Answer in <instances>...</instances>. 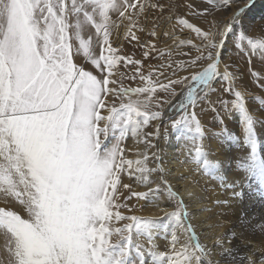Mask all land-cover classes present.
Returning <instances> with one entry per match:
<instances>
[{
    "label": "snow or ice",
    "instance_id": "snow-or-ice-1",
    "mask_svg": "<svg viewBox=\"0 0 264 264\" xmlns=\"http://www.w3.org/2000/svg\"><path fill=\"white\" fill-rule=\"evenodd\" d=\"M244 2L246 8L229 16L234 0H223L220 13L214 0H0V198L18 201L28 214L24 218L0 207V235L7 247V258L0 264H191L192 259L197 264H219L199 244L192 223L194 202L202 201L195 193L190 202L185 201L169 179L160 152L152 151L149 158L147 149L157 147L151 138L161 136L160 124L153 125L155 131L144 129L153 121H163L161 103L169 108L175 103L182 115L173 126L190 124L202 140L205 131L192 109L205 110L207 103V110L218 116L220 110L227 112L229 100L217 95L213 101L212 95L229 93L237 101L244 96L235 90L238 77L230 65L221 67L233 25L239 24L255 0ZM153 12L158 13L157 20L166 18L167 24L194 33L200 42L181 38L175 31L160 32L161 25L155 22L151 28L140 22ZM208 17L212 21L205 29L199 20ZM118 18L130 21L125 39L147 49L142 59L112 46L111 22ZM82 26L94 29V37L83 36ZM144 34L147 42L141 39ZM152 38L172 43L165 52ZM233 45L241 57L259 51L264 64V36L242 30ZM173 52L188 59L177 60ZM81 54L94 70L76 62ZM149 58L160 63L146 66ZM119 65H132L135 72L128 76ZM249 75L264 88V68ZM137 78L142 86H123L125 79ZM157 89L164 94L162 101ZM116 97L119 108L110 102ZM233 106L244 113L242 144L247 149L238 167L257 175L264 185L261 142L244 105ZM101 109L107 114L102 115ZM219 122L223 124L222 119ZM129 127L137 142L144 144L142 159L133 161L121 154ZM117 129L119 136L109 146L105 141ZM194 159L197 167L202 160L203 170L210 174L221 167L208 159L202 144L195 145ZM124 173L134 175L149 192L164 194L172 206L161 211L174 221L167 245L173 254L159 250L156 219L121 214L127 205L120 202V189L131 192V186L122 183ZM134 195L147 199L148 193ZM242 195L234 193L235 198ZM177 229L187 231L196 242V256L180 259ZM134 233L146 239L136 242ZM237 242L233 234L229 243ZM217 247L223 249V244ZM221 255L229 261L264 264V255L237 257L232 249H223Z\"/></svg>",
    "mask_w": 264,
    "mask_h": 264
},
{
    "label": "bare ground",
    "instance_id": "bare-ground-1",
    "mask_svg": "<svg viewBox=\"0 0 264 264\" xmlns=\"http://www.w3.org/2000/svg\"><path fill=\"white\" fill-rule=\"evenodd\" d=\"M214 2L218 5L223 3V0H214ZM229 7L231 12L228 15L231 16L239 8H246L247 5L244 0H234V3ZM211 21L212 18L207 21L208 26ZM125 23L123 19L119 23L121 26L117 27V23H111V26L115 24L111 30L113 32V43L117 46L120 44L124 30H126ZM161 25L160 32L172 31L170 29L173 24H167L165 21ZM242 30H247L254 37L264 36V0H255L254 5L243 14L239 24L233 25L226 45L230 44L232 39L239 35ZM119 35L120 38L117 37ZM165 41H167L165 43L167 44L171 40L165 39ZM165 41L160 44H164ZM228 53L233 56L234 59L231 62L239 68L244 83V86H241L234 82L237 85L235 90L243 91L244 96L242 95L241 99L237 101L233 94L217 93L213 95L211 98L213 101H216L217 95L229 100L227 112L220 110L218 116L217 113L207 110L208 108L201 112L197 111L196 108L192 109L197 113V118L201 121L202 128L205 131L202 140H198L200 137L190 124L173 126V122L179 118L174 116L175 110L169 111V109H165L162 122L153 121L144 131L149 129L155 131L153 125L160 124L161 136L151 138L152 143L156 144L157 147L147 149L149 158L151 159L152 151L160 152L171 173L169 179L175 187L180 188L185 201L190 202L192 193H195V196L202 201V203L194 202L193 212L196 218L192 223L196 226L199 244L210 250L211 260L213 262L219 261V264H247V260L243 262L239 259L229 261L226 256L221 255L223 249H232L237 257H247L253 255V253L255 256L264 255V230L261 229V226L264 225V185H262L257 175H250L244 169L238 167V163L243 162L242 157L247 153L246 147L242 144L244 113L240 111V108L231 107V105L232 102L233 105L237 103L244 105V110L252 120L256 135L261 142L260 158L264 159V89L258 87V84L254 85L252 83L253 81L249 79L246 70L239 65L236 52L229 48ZM228 53L224 54L222 50V58L228 57ZM86 67L94 70L90 63ZM213 86L215 87V84ZM157 93L159 96V89ZM256 96H259L258 100L261 99L259 102L255 100ZM221 119L223 124L219 122ZM196 144L204 146V151L211 162L221 164L220 169L216 170L215 174L203 170L202 160L200 166H196L194 159ZM123 146H125L124 158L133 161L142 159L141 154L146 150L144 144L138 143L137 139L133 137L131 127L128 128ZM126 179L134 194L148 193L147 199H138L136 195L134 196V204H136L134 208H137L138 217L157 220L159 227L156 230V239L160 245L159 250L173 254L167 245L170 241L174 221L165 217L161 211L162 208L171 210L172 206L164 198V194L155 195L149 192L144 184L134 178V175L129 176L126 173ZM235 192H241L242 197L235 198ZM0 201L4 202L10 210H15L24 218H27V211L23 209L18 201L8 203L5 198H0ZM126 205L125 210L133 208V206H128V202ZM177 232L179 233V243L176 245V251L182 254L180 259L183 260L185 255L187 257L196 256V242L191 240L187 231L177 229ZM233 234L238 239L235 246L229 243ZM141 239H146V237L135 236L134 241L140 242ZM218 243L223 244V249L217 247ZM6 254L7 247L3 236L0 235V261L7 258ZM253 258L255 257L253 256ZM191 264H197V261L192 259Z\"/></svg>",
    "mask_w": 264,
    "mask_h": 264
},
{
    "label": "rangeland",
    "instance_id": "rangeland-1",
    "mask_svg": "<svg viewBox=\"0 0 264 264\" xmlns=\"http://www.w3.org/2000/svg\"><path fill=\"white\" fill-rule=\"evenodd\" d=\"M164 2L165 3H169V2H176V0H164ZM198 2H199V0H198ZM205 2H207V0H205ZM69 3H70V0H69ZM221 4V5H220ZM220 4H216V12L217 11H220V10H222V4L223 3H220ZM221 8V9H220ZM158 15V13H156V12H153L149 17H147V21L146 20H144L143 18H141V23L143 24V23H146L147 24V26H149V28H151V26H152V24L155 22V23H157V24H159V25H161L162 23H164L165 21H166V18H161V19H159V20H157L156 19V16ZM166 15L167 14H165V17H166ZM209 19H211L212 17H208ZM126 19V20H125ZM208 19V20H209ZM121 20L122 19H116V20H114V21H112L113 23L115 22V24L116 23H120L121 22ZM123 20L126 22L124 25V27H125V29L126 30H124V33H123V36H122V38H121V41H120V44L118 45L119 46V48H122L125 52H127L128 54H130V55H133L134 56V58H136V59H142V56H143V52L144 51H146L147 49H145V48H142V47H140L139 45H138V43H137V41H134V40H132L131 42L129 41V40H127V39H125V35L127 34V32H128V29H129V24H130V21H129V19L128 18H123ZM149 20V21H148ZM207 20V21H208ZM207 21H205L203 18H201L200 20H199V24H201V25H203V27L205 28V29H207L208 28V23H207ZM111 22V23H112ZM115 24H113V25H115ZM111 26V28L112 27H114V26ZM128 26V27H127ZM161 28H162V25H161ZM160 28V29H161ZM160 29H158V31H160ZM173 29H174V31L178 34V35H180L181 36V38H189V39H193V41L195 42V43H199L200 41L195 37V34L194 33H188V30H184V32H181V30H180V28H179V26L178 25H175L174 23H173V25L171 26V29L170 30H172L173 31ZM82 34H83V36H85V37H87V36H89V35H92L93 37H94V29H90V28H88V27H85V26H82ZM133 31L134 32H136V30L135 29H133ZM93 32V33H92ZM162 32V31H161ZM114 34L116 35V33L114 32ZM136 34L137 35H140V33H138V32H136ZM113 32H112V30H111V37H110V41H111V44H112V46L113 47H117V45L115 44V43H113ZM117 37H119L120 38V35L119 36H117ZM147 37V38H146ZM141 39L142 40H144V42H147L148 40H149V38H148V36H147V34H144L143 36H141ZM165 39H167V38H163V39H159L158 40V38H152V43H155V45H156V47L157 48H162V49H164L165 50V52H167V50H168V46L169 45H171V41H169L167 44H165L167 41H165ZM235 39H238V35H236V37H234L233 39H232V41L230 42V44H228V45H226L225 46V50H223L224 51V54H226V53H228V50H229V48L232 50L233 49V47H234V45H233V41L235 40ZM162 41H165L164 42V44H160ZM114 42H116V40H114ZM73 44H75V41H73ZM160 45V46H159ZM130 48V49H129ZM129 50H130V53H129ZM184 51H189V48H184L183 49ZM97 51H99V49L97 48ZM133 51V52H132ZM236 52V51H235ZM134 53V54H133ZM157 55V53H155V52H153V57H155ZM228 55H229V53H228ZM256 55V56H255ZM255 55L253 54V57H252V55H245L244 57H241L239 54H238V52H236V58L238 59V63H239V65L243 68V69H245L246 70V72H247V74H248V76H249V79L250 80H252L253 82V84L254 85H257L258 84V87H260V88H262L261 86H260V84H259V82L258 81H256L255 79H253L250 75H249V72L250 71H259L261 68H264V64H262L261 63V56H260V53H259V51H257L256 53H255ZM259 55V56H258ZM173 57L175 58V59H177V60H181V59H188V57H184V56H177L176 54H175V52H173ZM255 57V58H254ZM258 57V58H257ZM81 59V60H80ZM165 59H167V56H165ZM232 59H234L233 58V56L230 54L228 57H224V58H222V64H221V67H223V65L224 64H228V65H230V70L232 71V72H234V73H236L237 74V77H238V80L236 81L238 84H240L241 86H244V83L242 82V77H241V75H240V70H239V68L236 66V65H233V62H231L232 61ZM258 59V60H257ZM257 60V61H256ZM78 64H84L85 66H87V64H88V62L85 60V58L83 57V54H82V56L81 57H79V59L76 61ZM260 62V63H259ZM87 63V64H86ZM158 63H160V61H158V60H156L155 58H149L147 61H145V65L146 66H148V65H150V66H152V67H155ZM259 63V64H258ZM257 64V65H256ZM236 66V67H235ZM259 66V67H258ZM119 67V69H120V71H123V72H126L127 74H128V76H131V75H133V73L135 72V68L132 66V65H127L126 67L124 66V65H119L118 66ZM199 70H201V69H194L193 71L195 72V71H199ZM145 74H146V72H145ZM112 85L110 84L109 85V87H111ZM123 86L124 87H140V86H142V82L141 81H139V79L137 78V79H135V80H129V79H125L124 80V82H123ZM262 89H264V88H262ZM158 90V89H157ZM179 90V89H178ZM160 99H161V101L163 100V97H164V94L163 93H160L159 94V96H158ZM213 97V95L211 96V98ZM259 96H256L255 97V100H257V102H259L261 99H257ZM133 99H135V98H133ZM141 99H143V97H141ZM155 99V98H154ZM127 101H128V97L126 96V97H124V102L125 103H127ZM111 103H115L116 104V106H117V108H119V104H120V99H119V97H116V98H114L112 101H110ZM262 102V101H261ZM233 103V102H232ZM176 106V104L174 105L173 104V106L172 107H170V108H167L168 106L167 105H165V104H163V103H161V108L163 109V111H165V109L167 110V109H169V111H174V116H176V117H178V118H180V115H182L181 114V112H182V109L181 108H179V107H175ZM203 108L204 109H206V108H208V105H207V103L203 106ZM196 110L197 111H199V112H201V111H203V110H201V107L200 106H198L197 108H196ZM100 112H101V114L102 115H106L107 114V111H106V109H101L100 110ZM176 112V113H175ZM119 136V130L117 129V130H115L114 131V133H110V135H109V137H108V139L105 141V143L106 144H108L109 146H111L113 143H115V138L114 137H118ZM124 142H125V139L121 142V144H120V147H121V149H123V151H122V155L124 156V147L125 146H123L124 145ZM122 183H124V184H128V181H127V179H126V173H124L123 174V178H122ZM130 185V184H129ZM135 195H134V193H133V190H132V188H131V192H129L127 189H124V188H121L120 189V202L122 203V204H126L127 202H128V206H130V207H132L133 206V208H131L130 210H125L124 209V207H122L121 209H120V212H121V214H123V215H136V216H138V214H137V208H134V207H136L135 205L136 204H134L135 203V197H134ZM0 207H6V208H8V209H10L4 202H2V201H0ZM113 223H115V222H113ZM124 222H120L119 223V225L118 226H122V224H123ZM115 227V226H114ZM135 236H136V234L134 233V238H135ZM114 240L116 239L115 237L113 238ZM98 247H99V245H98Z\"/></svg>",
    "mask_w": 264,
    "mask_h": 264
}]
</instances>
